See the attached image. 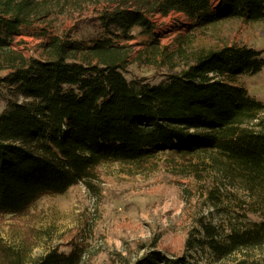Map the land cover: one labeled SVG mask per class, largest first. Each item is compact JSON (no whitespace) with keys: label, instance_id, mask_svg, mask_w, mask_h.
I'll return each instance as SVG.
<instances>
[{"label":"trees","instance_id":"obj_1","mask_svg":"<svg viewBox=\"0 0 264 264\" xmlns=\"http://www.w3.org/2000/svg\"><path fill=\"white\" fill-rule=\"evenodd\" d=\"M121 1L134 7L84 21L95 31L90 44L53 37L46 58H26L10 40L28 25V2L0 0V216L23 214L41 197L80 182L90 187L103 163H142L165 151L204 154L240 184L258 216L220 238L203 224L204 243L217 259L264 246V101L236 82L261 71V51L201 49L184 68L150 84L125 77L126 55L118 43L131 39L134 27L151 32L150 14L182 13L192 27L226 17L258 21L264 0H225L222 14L211 0ZM80 258L72 245L69 253L55 248L31 264H79ZM8 261L26 264L20 254ZM134 264L195 263L151 250Z\"/></svg>","mask_w":264,"mask_h":264},{"label":"rangeland","instance_id":"obj_2","mask_svg":"<svg viewBox=\"0 0 264 264\" xmlns=\"http://www.w3.org/2000/svg\"><path fill=\"white\" fill-rule=\"evenodd\" d=\"M22 1L28 2V25L12 36L10 46L26 58H46L53 37L90 44L95 31L84 21L118 6L134 7L121 0ZM223 2L211 0L215 13L225 12ZM148 17L151 32L134 27L131 39L118 41L126 55L123 74L132 82L158 83L165 73L184 68L201 49L249 46L264 58V18L226 17L192 27L193 20L182 13ZM236 82L264 101V66ZM2 107L0 102V111ZM89 184L43 196L23 214L0 216V264L16 254L31 264L55 248L69 253L72 245L80 249L79 264H134L151 250L184 255L195 264H264V246L217 259L204 243L203 224L220 238L231 226L258 219L240 184L204 154L165 151L142 163H103Z\"/></svg>","mask_w":264,"mask_h":264}]
</instances>
